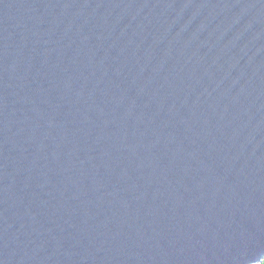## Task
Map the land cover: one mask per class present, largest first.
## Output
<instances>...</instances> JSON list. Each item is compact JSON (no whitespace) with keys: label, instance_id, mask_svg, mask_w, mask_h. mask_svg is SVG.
<instances>
[{"label":"water","instance_id":"obj_1","mask_svg":"<svg viewBox=\"0 0 264 264\" xmlns=\"http://www.w3.org/2000/svg\"><path fill=\"white\" fill-rule=\"evenodd\" d=\"M264 261V0H0V264Z\"/></svg>","mask_w":264,"mask_h":264},{"label":"trees","instance_id":"obj_2","mask_svg":"<svg viewBox=\"0 0 264 264\" xmlns=\"http://www.w3.org/2000/svg\"><path fill=\"white\" fill-rule=\"evenodd\" d=\"M260 264H264V261L262 263H260Z\"/></svg>","mask_w":264,"mask_h":264}]
</instances>
